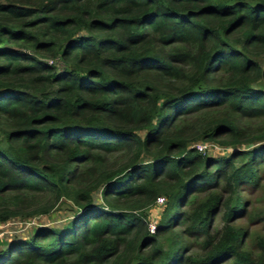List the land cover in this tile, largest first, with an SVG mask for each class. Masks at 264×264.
<instances>
[{
	"label": "trees",
	"instance_id": "trees-1",
	"mask_svg": "<svg viewBox=\"0 0 264 264\" xmlns=\"http://www.w3.org/2000/svg\"><path fill=\"white\" fill-rule=\"evenodd\" d=\"M263 163L264 0H0V222L75 213L0 264H264L234 225Z\"/></svg>",
	"mask_w": 264,
	"mask_h": 264
},
{
	"label": "rangeland",
	"instance_id": "rangeland-1",
	"mask_svg": "<svg viewBox=\"0 0 264 264\" xmlns=\"http://www.w3.org/2000/svg\"><path fill=\"white\" fill-rule=\"evenodd\" d=\"M260 120V119H259ZM255 120L253 123L261 122ZM256 125V124H254ZM200 152L211 156H221L230 151V147L212 141H199L193 144ZM257 185L246 186L247 190H243L240 196L245 204V214L241 218H236L234 225L245 232L243 237V250L252 257L259 255L258 243L264 240V163L259 166L257 171ZM99 199L98 192L94 194ZM202 198V195L199 199ZM164 199L161 203L153 204L146 210L148 216V227L150 224L158 222V218L162 215L164 208ZM73 206L70 201L65 199L60 202L48 213L42 215H34L28 218H11L5 222H0V249L5 247L10 241L17 240V238H26L30 236L37 228L51 227L62 225L75 215ZM222 222L216 218L213 222L214 228H220ZM151 231V230H150ZM202 238L188 237L189 251L196 252L198 245ZM219 264H232L231 260H226Z\"/></svg>",
	"mask_w": 264,
	"mask_h": 264
},
{
	"label": "built area",
	"instance_id": "built-area-1",
	"mask_svg": "<svg viewBox=\"0 0 264 264\" xmlns=\"http://www.w3.org/2000/svg\"><path fill=\"white\" fill-rule=\"evenodd\" d=\"M163 199H164L163 197H157V203H161ZM149 226L151 228L150 230L152 231L154 229V224H150Z\"/></svg>",
	"mask_w": 264,
	"mask_h": 264
}]
</instances>
